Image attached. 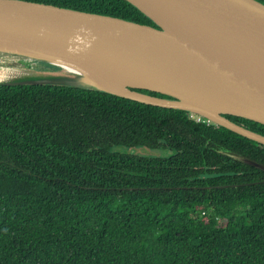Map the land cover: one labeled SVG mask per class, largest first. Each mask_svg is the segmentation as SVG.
Listing matches in <instances>:
<instances>
[{
    "label": "trees",
    "instance_id": "1",
    "mask_svg": "<svg viewBox=\"0 0 264 264\" xmlns=\"http://www.w3.org/2000/svg\"><path fill=\"white\" fill-rule=\"evenodd\" d=\"M22 1L155 27L125 0ZM197 119L0 86V264H264V171L237 160L264 166V146ZM152 149L172 154H141Z\"/></svg>",
    "mask_w": 264,
    "mask_h": 264
},
{
    "label": "water",
    "instance_id": "2",
    "mask_svg": "<svg viewBox=\"0 0 264 264\" xmlns=\"http://www.w3.org/2000/svg\"><path fill=\"white\" fill-rule=\"evenodd\" d=\"M125 1L155 27L0 0V86L105 93L184 111L264 146V136L226 118L264 126V5L255 0ZM237 160L264 171L255 162Z\"/></svg>",
    "mask_w": 264,
    "mask_h": 264
},
{
    "label": "rangeland",
    "instance_id": "3",
    "mask_svg": "<svg viewBox=\"0 0 264 264\" xmlns=\"http://www.w3.org/2000/svg\"><path fill=\"white\" fill-rule=\"evenodd\" d=\"M146 153H141L143 155L149 156V157H167L172 154L169 150H160V149H152V150H144Z\"/></svg>",
    "mask_w": 264,
    "mask_h": 264
},
{
    "label": "built area",
    "instance_id": "4",
    "mask_svg": "<svg viewBox=\"0 0 264 264\" xmlns=\"http://www.w3.org/2000/svg\"><path fill=\"white\" fill-rule=\"evenodd\" d=\"M197 120L199 121L200 119L198 118Z\"/></svg>",
    "mask_w": 264,
    "mask_h": 264
}]
</instances>
